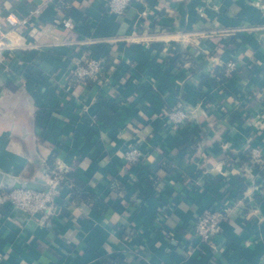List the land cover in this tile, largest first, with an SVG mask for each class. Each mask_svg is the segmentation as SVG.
<instances>
[{
	"label": "crops",
	"instance_id": "crops-1",
	"mask_svg": "<svg viewBox=\"0 0 264 264\" xmlns=\"http://www.w3.org/2000/svg\"><path fill=\"white\" fill-rule=\"evenodd\" d=\"M257 1H133L114 15L100 10L104 0H0V39L13 46L0 64V264H264V166L250 161L252 147L264 155ZM9 15L24 22L12 28ZM93 52L106 79L77 78ZM228 61L235 68L221 84L202 79ZM104 105L118 112L114 123L84 120ZM176 109L185 123L169 122ZM133 145L144 154L137 163L124 155ZM54 166L73 169L107 213L74 196L69 181L50 223L3 202L24 182L45 186ZM157 175L161 196L146 188ZM218 195L228 218L215 251L200 255L192 230Z\"/></svg>",
	"mask_w": 264,
	"mask_h": 264
},
{
	"label": "built area",
	"instance_id": "built-area-1",
	"mask_svg": "<svg viewBox=\"0 0 264 264\" xmlns=\"http://www.w3.org/2000/svg\"><path fill=\"white\" fill-rule=\"evenodd\" d=\"M144 3L146 0H104V10L106 14L122 15L129 5L133 2ZM256 5L264 10V1H257ZM34 13L39 10L35 9ZM202 14V9H199ZM24 20L17 19L9 15L6 17V23L15 28ZM68 26V23H66ZM181 36H185L182 33ZM100 40L88 41L89 45L94 44ZM12 45L0 39V64L5 60V55L8 50H12ZM129 62V61H127ZM235 68L234 61L226 63L225 74L230 75ZM75 75L79 79L102 80L106 79L105 61L102 57L88 55L83 58L82 62L77 64L75 68ZM169 122L173 125L185 123L188 118L186 112L182 109H176L167 113ZM125 159L131 163L140 162L144 158L143 152L137 146H131L125 151ZM250 161L260 167L264 166V155L259 147L251 148ZM68 169L62 166H54L47 170V181L45 186L40 188H27L17 186L1 193L3 202L8 203L11 207L28 215H39L42 221L46 223L52 222L55 218H59V201L61 200V192L65 182V173ZM228 203L224 201L218 207H206L200 214H198L194 224L195 238L202 244H205L215 251L212 238L215 234L222 231L224 222L228 218ZM196 246V247H195ZM193 248H198L197 243Z\"/></svg>",
	"mask_w": 264,
	"mask_h": 264
},
{
	"label": "trees",
	"instance_id": "trees-1",
	"mask_svg": "<svg viewBox=\"0 0 264 264\" xmlns=\"http://www.w3.org/2000/svg\"><path fill=\"white\" fill-rule=\"evenodd\" d=\"M99 6H100V10L103 13H105L104 2H101L99 4ZM62 7H64V6H62ZM63 9H64V12H69L71 8L67 9L64 7ZM20 52H21L20 54H22V53L24 54L23 58L25 60H27V57H25V54H27L28 52L22 51V50ZM92 55L97 56V57H102L99 53H95V52H93ZM122 72H124V70H122ZM202 79L207 81L212 86H217V85L221 84L226 79L225 68H216V69H214L212 74H202ZM85 80L92 82V80H90V79H85ZM118 116H119V114L117 111H113L108 106L104 105L97 112V114L93 120L89 117H84V120H86L87 122H89L91 124L97 125L99 127H105V126H109L112 123H114L118 119ZM248 158H249V155L247 154L246 156L244 155L243 157H241L240 160H245ZM50 160H51V158H50ZM159 168H160V170L161 169L163 170V173H167L169 171V166H168L167 161L163 160V162L159 164ZM65 176H66V178H65L64 183H67L69 181L68 183L72 184V191H73L74 196H76L78 198H82L86 201H93L94 208L98 209V211L103 213V214L107 213L109 206L106 204V202H104L102 199L98 198L97 196H95L92 193L86 195L82 192L83 187L85 185V182L79 178L78 174L73 169L67 170L65 173ZM160 180H162V178L158 175L156 177L152 176V177L146 178V183H147L146 188H152V190H153V187H155L154 188L155 190H153V192H152V195H154V196H161V195L166 194L163 191L164 187L158 188V186L161 182ZM158 198H160V197H158ZM224 201H225V199H223L220 195H218V196L213 197L212 200L209 201L208 204H206V207H210V206L218 207ZM193 231H194V229L192 230V235L194 233ZM121 234L124 236H127L129 234V231H127L126 228L124 227L121 231ZM195 242L199 244L198 254L207 255L211 251L207 245L199 242L197 240V238H195ZM222 254H223V252H222ZM209 257H211V254ZM101 264H126V262L120 257H116L114 259L109 258V257H104L101 261Z\"/></svg>",
	"mask_w": 264,
	"mask_h": 264
},
{
	"label": "water",
	"instance_id": "water-1",
	"mask_svg": "<svg viewBox=\"0 0 264 264\" xmlns=\"http://www.w3.org/2000/svg\"><path fill=\"white\" fill-rule=\"evenodd\" d=\"M22 187H27V188H37L36 186L32 185L31 183L28 182H24L22 185Z\"/></svg>",
	"mask_w": 264,
	"mask_h": 264
},
{
	"label": "rangeland",
	"instance_id": "rangeland-1",
	"mask_svg": "<svg viewBox=\"0 0 264 264\" xmlns=\"http://www.w3.org/2000/svg\"><path fill=\"white\" fill-rule=\"evenodd\" d=\"M3 40V39H2Z\"/></svg>",
	"mask_w": 264,
	"mask_h": 264
}]
</instances>
